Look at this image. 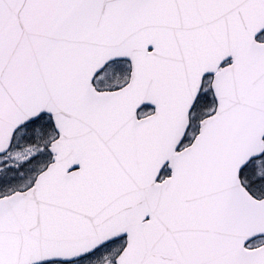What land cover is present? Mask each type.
I'll return each mask as SVG.
<instances>
[{"label": "snow or ice", "instance_id": "obj_1", "mask_svg": "<svg viewBox=\"0 0 264 264\" xmlns=\"http://www.w3.org/2000/svg\"><path fill=\"white\" fill-rule=\"evenodd\" d=\"M0 264H264V0H0Z\"/></svg>", "mask_w": 264, "mask_h": 264}]
</instances>
